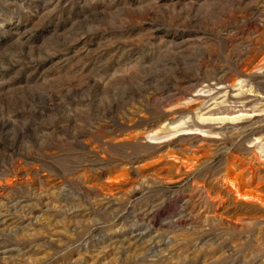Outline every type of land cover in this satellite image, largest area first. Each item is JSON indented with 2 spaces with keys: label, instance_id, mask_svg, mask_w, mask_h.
<instances>
[{
  "label": "rangeland",
  "instance_id": "374dc122",
  "mask_svg": "<svg viewBox=\"0 0 264 264\" xmlns=\"http://www.w3.org/2000/svg\"><path fill=\"white\" fill-rule=\"evenodd\" d=\"M0 264H264V0H0Z\"/></svg>",
  "mask_w": 264,
  "mask_h": 264
},
{
  "label": "bare ground",
  "instance_id": "6f19581e",
  "mask_svg": "<svg viewBox=\"0 0 264 264\" xmlns=\"http://www.w3.org/2000/svg\"><path fill=\"white\" fill-rule=\"evenodd\" d=\"M227 183V182H226ZM224 207H225V205H224Z\"/></svg>",
  "mask_w": 264,
  "mask_h": 264
}]
</instances>
